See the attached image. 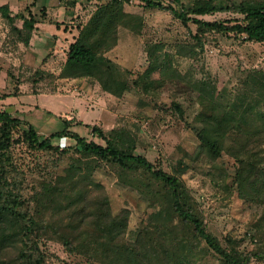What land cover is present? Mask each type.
Wrapping results in <instances>:
<instances>
[{
    "label": "trees",
    "instance_id": "16d2710c",
    "mask_svg": "<svg viewBox=\"0 0 264 264\" xmlns=\"http://www.w3.org/2000/svg\"><path fill=\"white\" fill-rule=\"evenodd\" d=\"M20 1L28 3V0ZM126 1L108 0L96 7L89 20L78 28L59 79H87L99 85L103 92L121 98L157 69L166 68V58L161 66H154L157 60L151 62L139 82L131 83L125 77L127 71L107 57L118 47L120 28L137 35L142 32V18L126 11ZM140 1L148 8L173 9L184 24L192 15L233 11L243 16L242 21L227 27L217 22H203V27L209 31L234 33L250 42H264V2L248 1L229 6L216 0H197L185 6L183 0ZM77 2L71 0L70 4L74 6ZM0 15L8 22L10 42L14 45L20 42L28 46L36 25L50 21L32 12L25 15L19 11L13 15L8 5H0ZM18 20L22 21V28L16 25ZM50 22L60 28L58 22ZM33 70L35 77L49 75L43 69ZM250 79L255 95L264 97V73L251 71ZM198 84L204 92L205 83ZM201 104L205 112L200 116L198 157L208 164L215 163L224 154L235 160L239 196L261 205L259 231L264 237V113L254 114V110L247 109L237 112L214 92L209 99H201ZM249 117L255 124L245 127ZM64 124L62 131L43 138L29 122L0 111V264H43L45 256L41 245L51 241L94 264H200L210 255L221 264L264 261L263 249L245 252L235 246H224L208 230L181 176L167 174L136 154V138L129 130L114 128L107 134L98 125L89 126L93 138L103 143L88 142L68 130L69 121L64 120ZM19 132L21 141H18L28 148L58 157L55 167L68 151V147L62 150L60 140L75 141L78 155L71 157L72 162L63 176L43 181L32 208L26 207L25 177L20 178L23 172L12 152L15 135ZM103 163L113 168L123 184L153 202L157 210L152 215L156 225L144 227L134 242L127 239L129 211L123 209L113 214L104 186L93 181L91 174L83 169L93 171Z\"/></svg>",
    "mask_w": 264,
    "mask_h": 264
},
{
    "label": "rangeland",
    "instance_id": "374dc122",
    "mask_svg": "<svg viewBox=\"0 0 264 264\" xmlns=\"http://www.w3.org/2000/svg\"><path fill=\"white\" fill-rule=\"evenodd\" d=\"M10 1L14 11L25 15L32 12L37 17H45L54 22L57 20L60 28L66 30L64 34L61 33L64 37L60 36L56 42L60 47L56 56L52 52L45 54V59H49L44 63L53 57L54 63L46 71L49 75L43 78L35 77L33 68L27 70L24 64L16 67L6 65L7 58H12L13 62L21 60V52L17 51L14 44L7 46L6 51L0 43V70L8 73L7 78L2 74L0 78V111L18 106L17 101L20 100L25 101V107L29 103L35 105L34 98H29L32 94L58 92L70 95L63 99L42 96L38 101L48 111L34 108L29 114H24L25 111L20 114L13 112V116L29 122L43 138L62 131L65 128L64 120H71L76 123L75 131L79 136L88 142L95 140L103 143L93 138L90 127L88 130L84 125L79 126L77 122L80 121L74 119L76 113L80 112L81 104V100H75L74 96L85 97L86 90L81 88L84 84L87 87L88 80L80 79L69 84L58 76L65 64L70 42L78 34V28L89 20L99 4L108 0H78L74 6L70 4L71 0H28V3L22 5L19 0ZM196 1L183 0V3L191 6ZM216 1L229 6L248 1L264 2ZM125 9L133 16L142 18V32L137 35L129 29L120 28L118 47L108 53L107 57L127 71L125 77L131 83L139 82L151 62L159 61L154 66H161L165 58L168 62L166 68L163 66L157 69L149 79L133 86L131 91L118 100H103L109 110L117 115L115 128H125L135 136L136 154L145 157L167 174L181 176L208 230L224 246H235L245 252L264 250L263 233L259 231L261 205L240 198L235 184V160L224 154L215 163L208 164L198 157L200 116L205 112L201 99H209L214 92L237 112H245L247 109L249 112L254 110V114L264 113V97L255 95L250 79L251 71L264 73V42H250L234 33L209 31L203 27V22H217L227 27L242 21L243 16L233 11L205 16L192 15L189 16L190 21L184 24L173 9L168 7L148 8L140 0H127ZM16 24L22 25V21L18 20ZM5 30H10V27L0 15V33ZM68 32L70 35L67 37ZM200 82L206 85L204 92L199 89ZM21 90L24 93L22 99L19 97ZM90 92L95 93V88H91ZM81 106L87 111L82 115L86 122L94 124L100 118L105 122L109 119L108 115L97 109L98 106L94 109L86 103ZM57 113L61 116H57ZM251 119L246 118L245 127L255 124ZM102 130L106 133L111 131ZM19 137L21 132L15 135L12 152L23 172L20 178L25 177L23 189L26 207L32 208L35 205L34 197L40 191L43 181L63 176L72 162L71 157L78 155L74 149L75 141L67 138L60 140L62 150L68 147V151L61 156L59 166L55 167L58 157L33 151L19 142ZM83 169L86 174H91L93 181L104 186L113 214L117 215L123 209L129 211L127 239L130 242L136 240L144 227L156 225L152 218L157 211L153 202L136 189L123 184L110 165L103 163L93 171L85 167ZM41 250L45 256L43 264H94L83 256L70 254L56 241L41 245ZM200 264L221 263L210 255ZM251 264H264V261L253 260Z\"/></svg>",
    "mask_w": 264,
    "mask_h": 264
},
{
    "label": "crops",
    "instance_id": "0c3cea01",
    "mask_svg": "<svg viewBox=\"0 0 264 264\" xmlns=\"http://www.w3.org/2000/svg\"><path fill=\"white\" fill-rule=\"evenodd\" d=\"M0 2H1L0 3L1 6H3V5H8L9 7L11 6L10 0H0ZM21 5H22V3H21ZM10 9H11L13 15H15L19 12V11H17V12L14 11L11 7H10ZM49 19H51V18H49ZM53 22H54V20H53ZM56 22H58V21L56 20ZM16 25L18 26V28H22V25H19V24H16ZM64 30H65V28L64 29L58 28L55 24L51 23L50 21H46L45 23L37 24L36 29L34 30V32L32 34V37H31V40H30V43L28 46H25L23 43H20V42L16 43V45H15L17 51L19 50V53L21 52V54H20L21 60H18V62H13L12 58H7V59H5L6 60L5 64L8 66H15V67L18 65L24 64L25 66L33 68L35 70L36 69L45 70V68L48 67V68H46L47 70H45V71H48L50 69V66L54 63V57L52 58V60H49L48 62L44 63L45 60L47 61V59H49V58L45 59V57L47 56L45 54H47L48 52H52L55 55V53L58 52V48H60V47H59V45L56 44V42H58L59 37L62 36L61 33L63 32V34H64ZM66 35L68 37V35H70V33L66 34ZM73 35L75 36V34H73ZM74 36H72L73 39H74ZM62 37H64V36H62ZM11 39L12 38L10 37V30H5V32L0 33V43H2V45L4 46V49L6 51H8V48H6V47L11 45V42H10ZM73 42H74V40L71 41L70 44H72ZM48 44H49L50 48L48 47ZM66 58H67V54H66ZM65 62H66V59H65ZM0 68H1V66H0ZM60 71H61V69H60ZM0 72H2V73H0V78H2L3 76H5L7 78L8 73L6 70H0ZM61 80L65 81L69 84H74L77 81H80V79H61ZM81 80H87V79H81ZM88 82H86L87 87L84 84L83 87H85V88H83V87L81 88V89L86 90V93H84L85 97H78V96L75 97L74 96L75 100H78V99L81 100V104H79L80 112H79V110L77 111L79 113H76L74 119H77L78 121H80V122H77L78 124H80L79 126L84 125L85 128H87L88 130H89L90 125H96V124L101 125V127L107 131L114 129L116 126V123H117V115L109 110V108L107 107V104H105L103 102V100H105V99H107L109 101H110V99L118 100V98L103 92L99 85L93 84L91 82H90L91 83L90 84ZM91 88H95V93L90 92ZM98 91H101V93ZM23 96H24V93H22V90H21L19 97H21V99H22ZM42 96H51V97H55L57 99H63V98L70 97V95H62L58 92L32 94V95H30L29 98L31 100L34 98V100L36 101L35 105H33V103H29L28 106L25 107V106H23V105H25L24 104L25 101L23 102V100H20V101H17L18 106L12 107L11 109L7 107L4 109V111H7V112L11 113L12 115H13V112H16V114H20L22 112L24 113V111H25L24 114H27V113L29 114V113L34 111V108L48 111L45 108L44 104H40V102L38 101V99ZM83 99L85 100L86 104H88L89 106L92 105L91 107L93 109L98 106L97 109L102 111L104 115H106V116L108 115L109 119L106 120V122H105L102 118H100L94 124L84 121L82 119V117H83L82 115L85 112L87 113V111L83 106H81V105L85 104L83 102ZM4 103L7 104V102H4ZM25 116H24V119H25ZM57 116L60 117L61 114L57 113ZM112 116H114V117H112ZM114 120H115V122H114ZM67 121H69L71 124L68 130L70 132L77 133L75 131L76 127H77L76 123L72 122L71 120H67ZM104 122L106 123L107 127L105 126ZM77 134L80 135L79 133H77Z\"/></svg>",
    "mask_w": 264,
    "mask_h": 264
}]
</instances>
